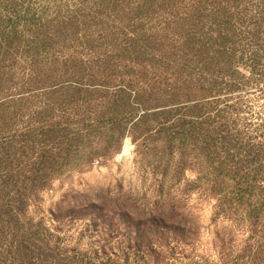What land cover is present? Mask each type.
<instances>
[{
	"label": "rangeland",
	"instance_id": "rangeland-1",
	"mask_svg": "<svg viewBox=\"0 0 264 264\" xmlns=\"http://www.w3.org/2000/svg\"><path fill=\"white\" fill-rule=\"evenodd\" d=\"M152 1L0 0V264H264V221L220 205L264 174V0H187L183 101L151 81L177 73L130 65ZM159 107L184 136L139 121Z\"/></svg>",
	"mask_w": 264,
	"mask_h": 264
},
{
	"label": "trees",
	"instance_id": "trees-1",
	"mask_svg": "<svg viewBox=\"0 0 264 264\" xmlns=\"http://www.w3.org/2000/svg\"><path fill=\"white\" fill-rule=\"evenodd\" d=\"M161 1H164V3L171 1V5L170 7H168V11L165 9V5L164 3H161ZM98 2L99 1L96 2V5ZM141 2L147 3L148 0H141ZM186 2L187 0H154L152 1L150 6L149 3L140 5L137 11H142L144 6L147 7L145 13H142V18L140 19L136 14L134 19L132 21H129L128 24L136 26V28H134L133 30L134 32L132 33L133 36L135 35V41L143 43L139 51L142 59L141 63H135L133 60H131V67H137L139 69V72L147 70L150 71L149 67H151L154 71V67L156 68V65L160 64L159 68L166 66L173 73H177V76H169L167 78L163 76L162 78L158 76L156 78V75H154L151 81L152 83H154V86L156 87L155 91L158 95H160V92L163 94L165 91L166 94L164 95L167 98H178V101H183V98L185 96L183 95V92H185V83H183L184 79L182 78L186 76L185 71L183 73L178 70L187 68V65H189V58L186 59L185 55V22L187 20ZM96 9L98 11H106L108 8H99V10L97 7ZM170 17L175 18V20L173 19L171 22H169L168 19ZM175 26H177L178 28L180 27V33L175 32ZM125 30H127V28H125ZM167 43H169L168 49ZM129 49L132 48L129 47ZM168 50L176 59L175 61L172 60L171 62L166 63L165 60L169 57ZM172 65L176 66V69H174ZM166 67L164 69H166ZM1 68L3 69L2 64ZM2 106L9 107V105L6 106V104H3ZM173 107H176L178 113H180L181 111L185 110L186 104L181 102L178 103V105H173ZM173 109L174 108L163 110L162 107H159L158 109L150 111L151 109L145 108L147 112L140 117L139 121L142 119H148V121H150L149 119H154V122L159 126L157 130L160 131H157V133L160 135H170L171 132L173 135H176V137L184 136L186 116H180L179 120L176 122V125L173 126L171 119H168L170 118L169 115L173 113ZM196 120L200 121L203 119L198 117ZM251 141L252 144L250 143ZM253 141H255V137L251 135L250 140L246 142V144L250 148L248 152L245 151L243 145L237 144L236 148H238L239 150H232L234 152V155L230 154L229 152L225 153V158H233L231 162L233 165H235V162H240V164L242 163V166L236 169L246 174L247 171L250 170V168L244 167L245 165L257 168V164L259 163L248 161V158L246 159V162H243V157L241 156V154L247 152L250 155H253L257 154L260 149H264V143H261L257 146ZM217 143L221 145L220 141ZM182 144H184V142ZM218 144H216L214 148L220 149V146ZM220 152V150H217L209 155L210 160H212L213 162L212 164L214 167L211 168V172L214 173V175H217L219 171L218 166L222 164L221 161L224 159H222ZM233 170H231L230 172L232 175ZM257 174L258 177L256 178V180L252 181L251 177H249L248 175H244L238 178L233 175V179L240 180L241 183L235 187L237 189L233 190L229 194H223L222 199L220 198V205H223L222 207L234 211V214H241L245 222L249 220H258L261 222L264 221V174H261L258 169ZM245 177L246 179H249L247 183L243 182V178ZM254 181L256 182V184L251 186ZM255 195H261L262 198H259V200L255 202L248 200L250 196L252 197ZM258 248L262 251H254L253 254H255L256 256L264 252V243L262 241L260 247ZM262 257H264V254L260 259H262ZM250 258L251 257H249L247 260H249ZM251 264H253V260Z\"/></svg>",
	"mask_w": 264,
	"mask_h": 264
},
{
	"label": "water",
	"instance_id": "water-1",
	"mask_svg": "<svg viewBox=\"0 0 264 264\" xmlns=\"http://www.w3.org/2000/svg\"><path fill=\"white\" fill-rule=\"evenodd\" d=\"M132 157V153H126L123 157L117 160L119 163H126Z\"/></svg>",
	"mask_w": 264,
	"mask_h": 264
},
{
	"label": "bare ground",
	"instance_id": "bare-ground-1",
	"mask_svg": "<svg viewBox=\"0 0 264 264\" xmlns=\"http://www.w3.org/2000/svg\"><path fill=\"white\" fill-rule=\"evenodd\" d=\"M131 152L130 143L127 141L126 148L123 150L122 156L123 157L126 153Z\"/></svg>",
	"mask_w": 264,
	"mask_h": 264
}]
</instances>
